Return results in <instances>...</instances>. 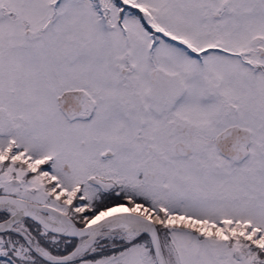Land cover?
I'll return each mask as SVG.
<instances>
[{
    "label": "snow or ice",
    "instance_id": "snow-or-ice-1",
    "mask_svg": "<svg viewBox=\"0 0 264 264\" xmlns=\"http://www.w3.org/2000/svg\"><path fill=\"white\" fill-rule=\"evenodd\" d=\"M0 264H264V0H0Z\"/></svg>",
    "mask_w": 264,
    "mask_h": 264
}]
</instances>
